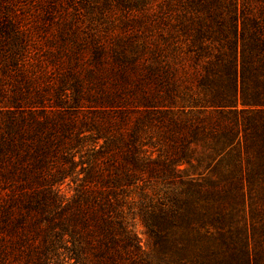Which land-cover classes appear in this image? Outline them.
<instances>
[{
  "label": "trees",
  "instance_id": "16d2710c",
  "mask_svg": "<svg viewBox=\"0 0 264 264\" xmlns=\"http://www.w3.org/2000/svg\"><path fill=\"white\" fill-rule=\"evenodd\" d=\"M144 2L87 37L0 21V264H153L125 205L158 185L165 264H264L233 218L264 214V0Z\"/></svg>",
  "mask_w": 264,
  "mask_h": 264
},
{
  "label": "rangeland",
  "instance_id": "374dc122",
  "mask_svg": "<svg viewBox=\"0 0 264 264\" xmlns=\"http://www.w3.org/2000/svg\"><path fill=\"white\" fill-rule=\"evenodd\" d=\"M144 1L147 0H37V6L31 8L29 4L32 3V0H0V21L8 17H31L29 19L39 20L45 14L47 16L48 13L43 12V10H46V12L51 13L52 19H59L61 17L70 19L73 23L72 28H75L79 34L87 37L93 32L106 33L114 28L116 29V24L123 17V14L127 13L128 10L134 11L133 5L135 3H140V5H143L141 8H145L146 4ZM164 1L151 0L150 4H148L149 11L158 9L161 2ZM33 10L34 13H32ZM29 19H27L28 23L35 26L33 24L34 21L30 23ZM74 186L73 183L65 184L63 192L67 196L72 195L74 193ZM167 192H170V190L160 185L149 186L143 191L137 190L131 192L125 205L126 220L137 236L142 253L153 264H165V262L161 260L162 255L157 252L153 239L142 221L139 207L141 201L150 197L157 200L164 197ZM258 204L259 206H254L260 211L264 204H260V201ZM235 210L237 211H234L235 213L233 214L234 221L239 225H245L244 229L241 230L243 231L241 235L242 233L247 235L250 244L258 240L264 261V214L251 218L248 205L243 206V209L235 208ZM261 223L262 225L260 226L259 224ZM253 226L254 229L252 228ZM237 229L233 226L230 230L240 235V231ZM210 230H213V228Z\"/></svg>",
  "mask_w": 264,
  "mask_h": 264
}]
</instances>
